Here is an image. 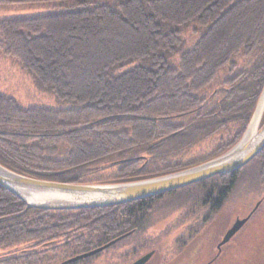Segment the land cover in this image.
<instances>
[{
  "label": "trees",
  "instance_id": "16d2710c",
  "mask_svg": "<svg viewBox=\"0 0 264 264\" xmlns=\"http://www.w3.org/2000/svg\"><path fill=\"white\" fill-rule=\"evenodd\" d=\"M0 5L18 6L21 13L48 8L42 15L0 20V52L58 107L69 106L22 108L0 95V164L30 178L83 183L95 176L90 167L109 165L110 177L99 183H117L203 163L238 141L264 86V0ZM187 32L192 36L186 38ZM222 131L227 136L205 149L207 155L184 161L187 148ZM168 154L174 161L161 164ZM252 163L259 178L264 149L246 166ZM246 166L143 200L73 211L31 209L0 187V264L22 257L38 264L50 251L54 263L63 252L88 251L130 230L134 236L157 202L191 191L202 193L196 195L199 208L215 213Z\"/></svg>",
  "mask_w": 264,
  "mask_h": 264
},
{
  "label": "rangeland",
  "instance_id": "374dc122",
  "mask_svg": "<svg viewBox=\"0 0 264 264\" xmlns=\"http://www.w3.org/2000/svg\"><path fill=\"white\" fill-rule=\"evenodd\" d=\"M6 8L11 7L0 5V20L12 16L18 17L19 15H42L48 9L40 8V10L37 7L28 8L23 6V9L28 8V12L21 13L18 12L19 10H15L16 8L19 9L18 6H13L11 11H8ZM191 34L192 32H187L185 33V37L189 38L192 36ZM0 95L14 99L22 108L40 107L56 110L69 107L66 105L58 107L51 95L39 92L35 88L30 76L11 58L4 56L1 52ZM263 122L264 113L260 125ZM224 132L222 131L219 135L213 136L212 139L198 141L187 148L181 155L184 161L186 163L189 161V163H196L199 157L200 159L203 158L207 155L205 149H211L215 145L216 139H222L221 137L225 138L227 136V133ZM172 158L173 155L168 154L161 164L164 162L172 163L174 161ZM199 164L196 163V165ZM108 167L109 165H104L103 168L98 165L92 166L87 172L93 173L95 176L93 175L87 179L84 178V180H88L87 182L74 184H97L105 178L110 177L109 175H111L112 170ZM257 169L255 163L246 166L241 176H239L240 178L238 177L236 186L229 193L220 210L210 215V222L207 224L202 225L201 219H203L204 214L208 210L206 208L200 209L197 205L199 199L196 198V195L197 193L199 195L202 194L200 191H191L188 197L185 194L176 195L174 199L171 198L169 201L161 200L155 204V212L145 220V226L132 237L134 240L129 246L127 245L129 243L127 241L119 243L123 248L127 247V250L128 247L132 246L133 250H135L139 244L135 239H140L145 244L140 251L126 254L127 250L120 249L117 251L109 247L94 256L71 264H130L148 251H155V255L149 264H206L216 255V246L221 242L227 230L231 228L237 219L246 218L254 208V213L250 219L222 248V252L212 264H264V184L261 182L264 181V173L258 178ZM96 172L101 174L96 176ZM23 250L29 251L28 245ZM47 250H53V248L50 247ZM91 250L72 256L63 252L61 255H57L58 260L55 264L63 263L65 260L67 261ZM54 256L52 251H50L45 256L48 259L38 264H50L49 260ZM23 258H20L17 264H29L30 259L22 260Z\"/></svg>",
  "mask_w": 264,
  "mask_h": 264
},
{
  "label": "water",
  "instance_id": "95a60500",
  "mask_svg": "<svg viewBox=\"0 0 264 264\" xmlns=\"http://www.w3.org/2000/svg\"><path fill=\"white\" fill-rule=\"evenodd\" d=\"M263 96L264 86L250 122L236 144L224 154L202 164L148 179L97 184L59 183L34 179L14 172L0 164V187L31 209L73 211L118 206L178 190L217 175L233 173L247 165L264 149V122L260 125L264 106L261 109L256 126H252ZM249 216L244 219H237L224 234L217 247L220 248L226 244L248 221ZM127 235L118 237L99 248L77 255L65 261L64 264H71L94 256ZM150 256L151 253L133 264H143Z\"/></svg>",
  "mask_w": 264,
  "mask_h": 264
},
{
  "label": "flooded vegetation",
  "instance_id": "af4514ba",
  "mask_svg": "<svg viewBox=\"0 0 264 264\" xmlns=\"http://www.w3.org/2000/svg\"><path fill=\"white\" fill-rule=\"evenodd\" d=\"M200 209H203V208H200ZM207 210H208V212L207 213H205L204 214V217H203V219H201V222L203 223L202 225H205V224H207L208 222H210V215H212L213 214V212H211V210H210V207L209 208H206ZM255 209V208H254ZM253 209V210H254ZM251 211L248 215H247V217L249 216V219H250V217L252 216V214L254 213V211ZM248 219V220H249ZM133 233H134V230H130L129 232H127V233H125L124 235H126V234H128L126 237H124V238H122V239H120L118 242H116L115 244H113V246H115V248H114V250H124V251H126L127 250V247H124L123 248V246L122 245H119V243H121V242H123V241H127V242H129L127 245L129 246L130 244H131V242L134 240V239H132V235H133ZM123 236V235H122ZM121 237V236H120ZM136 240V242H138L139 244H138V248H135V250H133V246L132 247H128V250L126 251V254H128V253H130L131 252V254L134 252V251H140V249H142L143 248V246L145 245L144 244V242H142V240H140V239H135ZM228 243V242H227ZM226 243V244H227ZM226 244H224V245H222L220 248H218L217 246H218V244H217V246H216V255L214 256V257H212V259H211V261L210 262H208V263H206V264H212L213 263V261L220 255V253L222 252V248L226 245ZM103 245V244H102ZM110 247H112V246H110ZM109 248V247H108ZM107 249V248H106ZM133 250V251H132ZM149 253H151V256L148 258V260H146V262H144L143 264H149V262L151 261V259L154 257V255H155V251H148V252H146V253H144L143 255H141L140 257H138V258H136L133 262H131L130 264H133V263H135L137 260H139V259H141L142 257H144L145 255H147V254H149ZM50 261V264H55V262L53 263V260L52 259H50L49 260ZM66 261V260H65ZM65 261L63 262V263H59V264H64L65 263Z\"/></svg>",
  "mask_w": 264,
  "mask_h": 264
},
{
  "label": "bare ground",
  "instance_id": "6f19581e",
  "mask_svg": "<svg viewBox=\"0 0 264 264\" xmlns=\"http://www.w3.org/2000/svg\"><path fill=\"white\" fill-rule=\"evenodd\" d=\"M263 104H264V96H263V98L260 100V103H259V109H258V111H257V113H256V116H255V118H254V120H253V123H252V126H253V127H255L256 124H257V122H258V119H259V115H260L261 109H262V107L264 106Z\"/></svg>",
  "mask_w": 264,
  "mask_h": 264
}]
</instances>
